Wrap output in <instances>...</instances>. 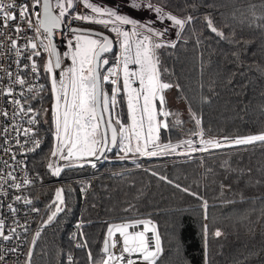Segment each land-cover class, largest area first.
Segmentation results:
<instances>
[{
	"label": "snow or ice",
	"instance_id": "1",
	"mask_svg": "<svg viewBox=\"0 0 264 264\" xmlns=\"http://www.w3.org/2000/svg\"><path fill=\"white\" fill-rule=\"evenodd\" d=\"M168 5L169 0H113L110 6L107 0H56L58 14L54 15L52 0H26L19 6L16 0L7 4L0 0V61L7 57L10 64L7 83H3L5 77H0V97H4L0 104V261L11 254L15 256V264H20V256H24L23 264H32L43 228L55 222L67 207L65 189L58 188L54 207H49L46 219L41 218L42 223L29 242L25 235L30 231L29 213L39 214L41 210L25 195L24 186L35 185L40 177L39 174L20 177L17 170L24 171L25 161L18 156L22 151L35 153L41 148L43 123L48 124V131L54 135L55 145L48 153L53 159L47 169L56 178L65 169L86 166L97 169L101 162L107 163L112 158L119 162L132 157L192 159L196 153L211 156L225 148L264 145V131L239 137L206 136L202 118L190 107L194 138L161 141L162 130L181 127L183 122L178 113L170 110L167 96L168 90L173 87L179 90L180 85L163 78L170 70L161 67L158 51L176 48L177 41L186 42L188 35H196L197 19L191 14L178 16L166 11ZM125 7L129 13L122 14ZM132 12L148 15L141 19L130 15ZM205 20L217 38L230 39L210 17ZM10 22L11 31H5ZM129 25L131 28L126 29ZM173 31L175 39H169ZM196 39L200 43L199 36ZM4 40L9 41L7 46ZM61 47L65 50L61 51ZM114 49H118V54ZM109 53L112 55H105ZM0 70H4L2 62ZM125 106L127 119H124ZM4 155L8 159H3ZM56 161L63 164L58 166ZM88 187L81 192H87ZM9 189L16 190L14 201ZM182 190L189 192L187 188ZM189 194L202 201L206 221L207 201L197 193ZM21 214L23 225L19 223ZM186 221L184 210L173 213L174 236L188 231L190 225ZM141 226L142 230L129 231ZM18 227L24 229L23 233L17 231ZM80 227L77 224L78 230ZM149 232L151 237L147 235ZM201 232L207 253L206 223L202 224ZM117 233L123 238L120 255L113 251L118 243ZM213 236L219 238L222 232L217 229ZM106 237L96 259L87 239L77 240L75 247L86 251L89 264H157L163 251L158 228L151 219L112 223L107 227ZM124 254L129 256L127 260ZM133 254H137L136 260L131 259ZM65 264H73L70 253L65 256Z\"/></svg>",
	"mask_w": 264,
	"mask_h": 264
},
{
	"label": "trees",
	"instance_id": "2",
	"mask_svg": "<svg viewBox=\"0 0 264 264\" xmlns=\"http://www.w3.org/2000/svg\"><path fill=\"white\" fill-rule=\"evenodd\" d=\"M166 11L197 19L196 35L177 41L176 48L158 51L161 67L170 70L163 78L180 85L179 90H168L167 96L170 110L183 122L181 127L162 130L161 141L193 137L189 107L202 118L206 136L239 137L264 131V20L257 19L264 17V0H169ZM206 16L228 41L210 32ZM114 51L118 54V49ZM124 112L127 119L126 106ZM41 126L46 147L31 162L32 172L42 182L32 192L36 206L42 211L54 207L51 204L61 185L67 207L57 222L81 219L87 224L81 239H87L93 259L102 252L112 223L151 219L163 249L157 264H205L206 260L207 264H264V145L216 151L211 156L200 153L192 159L132 157L119 162L112 158L100 163L97 172L90 167L70 170L56 182L47 169L54 135L47 123ZM89 185L87 192H81ZM184 188L207 201L206 221L202 201ZM178 210L185 211L190 227L174 236L171 222ZM205 223L207 253L201 232ZM217 229L222 232L219 238L213 236ZM70 234V230L54 233L48 247L41 240L32 264H45L46 250L49 264H65L69 253L73 264H89L86 251L75 249L69 241Z\"/></svg>",
	"mask_w": 264,
	"mask_h": 264
},
{
	"label": "built area",
	"instance_id": "3",
	"mask_svg": "<svg viewBox=\"0 0 264 264\" xmlns=\"http://www.w3.org/2000/svg\"><path fill=\"white\" fill-rule=\"evenodd\" d=\"M24 2H26V0H16V4L18 6L20 4H22V3H24ZM5 3L6 4L7 3H11V0H5ZM6 10L7 11H16V9H6ZM53 10H54L55 14H58V9L55 8V0H53ZM40 11L42 13V8L40 9ZM41 18H42V16H41ZM20 26H21L22 29H24V24L23 23H21ZM5 31H8V32L11 31V22H10L9 28L6 29ZM20 35L21 36L23 35V31L20 33ZM114 35L115 34L113 33V36ZM8 43H9L8 40H4L5 46H7ZM64 50L65 49L63 47H61V51H64ZM0 62H2L4 64V70H0V77H5L3 83H7L6 72H7L8 68H9L10 64H9V61H8L7 57H5L3 59V61H0ZM40 82L42 83L43 81H40ZM3 101H4V97H0V104H3ZM40 128H41V135L43 137L42 143H41V148L38 149L35 153L30 152V151L29 152L22 151L19 154V156H18V158L22 157L23 160L25 161V163H24V171L20 172L19 170H17V174L20 177H23L24 175H28L29 177L36 175L35 173L32 172V169H31L32 159L37 153H39L40 151H42V149H44L46 147V135L42 133V126L41 125H40ZM193 138L194 137H190L188 139H193ZM54 145H55V140H54ZM227 149H231V148H225V149H221V150H227ZM221 150H218V151H221ZM197 154H200V153H196L195 155H197ZM2 158L3 159H8V157L6 155H4ZM52 159L53 158L50 156L49 163L52 161ZM56 163H57L58 166L63 164L62 161H56ZM101 164H104V162H101ZM94 170H95V172H97L99 170V166L97 167V169H94ZM51 177L54 178L56 180V182L59 181L56 177H53V176H51ZM40 186H42L41 178L39 179V181L35 185H25L24 186L25 195H28L31 199H33V206L37 207V208H39V207L36 206V198H35V196L33 195L32 192H33V190H35L37 188H40ZM29 189H31L30 192L28 191ZM9 192L11 194H13V201H14V194H16V190L15 189H9ZM0 193H2V190H0ZM82 196L85 197V193H83ZM4 199H5V202L8 201V197H5ZM51 205H53V202H52ZM21 207H23L22 204H21ZM49 207L47 209H45L44 211H42L39 208L41 210L39 214H37V213H29V216H28V219H27V223H28V227L30 228V231L25 233V235H27V237H28L29 242L33 238V236L35 234V230L41 225L42 219H46V216H47L46 213H48L47 211H48ZM24 222L25 221H24L23 215L21 214L20 219H19V223L21 225H23ZM7 224H8V221H6V227H7ZM77 224H81V227H80L79 230L77 229ZM86 225L87 224L84 223L81 219H79L78 221L73 222V223H60L59 224L56 221V222H54V223H52V224H50V225H48V226H46L44 228V230L42 232V236H41L40 240L38 241L37 245L42 240L43 243L45 244V247H48V238L51 235H53L56 232H65L66 230H70L71 234L69 236V241L73 244L75 249H79V248L75 247V244H76L77 240L81 239L82 231L84 230ZM13 226H15V225H13ZM138 230H142V226L140 228H137V229H129L130 232L138 231ZM17 231L23 233L24 229L22 227H18ZM147 235L149 237H151L152 233L149 232ZM115 239H116V241H118V243H117L116 247L113 249V251H114V253L116 255H120L122 253V246L121 245H122L123 238L121 236H119V234L117 233L115 235ZM7 243H12V242L9 241ZM37 245H36V248H37ZM36 248H35V250H36ZM35 250H34V254H35ZM34 254H33V256H34ZM124 255H125V260H127L129 258L128 254H124ZM19 259H20V264H23L24 256H20ZM131 259L136 260L137 259V254H133L131 256ZM45 261H46L45 264H49L48 250H46ZM0 264H15V256L10 254V256L6 257L4 261H0ZM117 264H119V262H117Z\"/></svg>",
	"mask_w": 264,
	"mask_h": 264
},
{
	"label": "rangeland",
	"instance_id": "4",
	"mask_svg": "<svg viewBox=\"0 0 264 264\" xmlns=\"http://www.w3.org/2000/svg\"><path fill=\"white\" fill-rule=\"evenodd\" d=\"M55 3H56V0H55ZM113 3V0H107V4L108 6H110L111 4ZM125 13H129V9L127 7L123 8L122 9V14H125ZM130 15H132L133 17H139V18H143L144 16H147L148 13L147 12H144V13H139V12H132L130 13ZM126 29H130L131 26H125ZM169 39H175V32L173 31L172 33L169 34L168 36ZM134 159V157H133Z\"/></svg>",
	"mask_w": 264,
	"mask_h": 264
},
{
	"label": "water",
	"instance_id": "5",
	"mask_svg": "<svg viewBox=\"0 0 264 264\" xmlns=\"http://www.w3.org/2000/svg\"><path fill=\"white\" fill-rule=\"evenodd\" d=\"M52 7H53V0H52ZM53 14L55 15V12H54V10H53ZM105 34H107L106 32H105ZM114 151V150H113ZM85 168H88V166H86ZM84 169V168H83ZM70 170H79V169H65V171L64 172H62V174H61V176L59 177V178H57L58 180H60L61 179V177H62V175L66 172V171H70ZM62 186L60 185L58 188H61ZM64 198H65V193H64ZM65 203H66V200H65ZM63 212H61L58 216H57V218H56V221L58 220V218H59V216L62 214ZM55 221V222H56ZM54 223V222H53ZM48 226V225H47ZM45 228V227H44ZM44 228H43V230H44ZM43 230H42V232H43ZM42 232H41V235H40V237L37 239V243H38V241L40 240V238H41V236H42ZM37 245V244H36Z\"/></svg>",
	"mask_w": 264,
	"mask_h": 264
},
{
	"label": "flooded vegetation",
	"instance_id": "6",
	"mask_svg": "<svg viewBox=\"0 0 264 264\" xmlns=\"http://www.w3.org/2000/svg\"><path fill=\"white\" fill-rule=\"evenodd\" d=\"M105 55H107V56H111L112 54H111V53H109V54H105ZM131 67H133V68H134V67H136V66H134V65H133V66H131Z\"/></svg>",
	"mask_w": 264,
	"mask_h": 264
}]
</instances>
